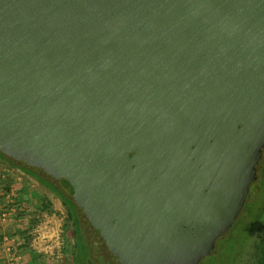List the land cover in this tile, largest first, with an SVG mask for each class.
I'll return each mask as SVG.
<instances>
[{"label":"water","instance_id":"water-1","mask_svg":"<svg viewBox=\"0 0 264 264\" xmlns=\"http://www.w3.org/2000/svg\"><path fill=\"white\" fill-rule=\"evenodd\" d=\"M0 154L94 264H204L264 165V0H0Z\"/></svg>","mask_w":264,"mask_h":264},{"label":"rangeland","instance_id":"rangeland-1","mask_svg":"<svg viewBox=\"0 0 264 264\" xmlns=\"http://www.w3.org/2000/svg\"><path fill=\"white\" fill-rule=\"evenodd\" d=\"M2 181H4V183H2ZM7 181H10V184L4 186V184H7ZM20 181L25 182L22 184ZM27 183L31 185H28ZM0 186V197L12 195L11 191L16 192L15 200L13 202L15 205H18L17 212H20L23 215V226L27 229H31V227L33 229V227H35L36 231L32 234L33 237H37L38 239L42 238L49 242V246L53 247L50 255V257H52L51 261L53 262L51 264H93L90 261L88 248L85 246V238L80 239L79 247L76 248L73 239L74 228L72 223L68 222L67 208L64 206L61 197L54 192L50 186L23 171L22 168L14 166L10 162L1 158ZM46 207L51 209L53 212L52 215L48 214L47 211L43 212ZM37 215L39 216L37 217ZM36 220L37 223L35 222ZM260 221H262L261 229H263L264 211L260 216L258 215V221L253 226L255 232L253 234L252 242H250V240L245 241L248 233L247 229L237 228L233 235L235 234L236 237L240 238L239 241L235 242L233 241L234 239H230L229 243L225 241L220 243L221 245L219 246V249L222 250L221 254L223 255L225 253L227 255V257L224 256L225 258H231L234 255L233 252H235V249L241 246L236 250L239 252L244 244L246 248H244L242 252L245 256L241 258L239 260L240 262L237 264H251L254 259L252 256L258 249L255 239L260 238L263 235L261 229L257 228V224ZM55 228L60 230V235L59 238H53L51 240L47 233L51 234L52 229Z\"/></svg>","mask_w":264,"mask_h":264},{"label":"trees","instance_id":"trees-1","mask_svg":"<svg viewBox=\"0 0 264 264\" xmlns=\"http://www.w3.org/2000/svg\"><path fill=\"white\" fill-rule=\"evenodd\" d=\"M0 158L4 159L2 155L0 154ZM15 166V165H14ZM23 171L29 173L33 177H36L38 180L41 182L47 184L50 186L54 192H56L62 199L64 206L67 208V214H68V222H71L74 228L73 231V239H74V244L76 248L79 247L80 244V239H84L83 232L80 228V222L76 214V210L74 206L71 204V202L66 199L58 189H56L54 186H52L50 183L47 181L37 177L36 175L32 174L31 172L22 169ZM50 207V206H49ZM48 212V214L52 215L53 212L51 211L50 208L46 207V209L43 212ZM264 211V165L262 168V171L260 173L259 179L256 184H254L249 192V195L245 201V205L243 207L242 211V216L234 223L233 227L231 228L228 236L222 240V242H227L229 243L230 239H234L233 241L238 242L240 238L236 237L235 234L233 235L234 231L238 228H242L245 230L247 229V237L245 241L252 242L253 239V234L255 232V229H253L254 224L258 221V215ZM39 215H37L38 217ZM37 223V220L35 221ZM257 228L261 229L262 228V221H260L257 224ZM244 230V231H245ZM263 235L260 238L255 239V243L257 242L258 249L255 251V254L252 256L254 259L252 260L251 264H264V227L261 229ZM233 235V236H232ZM85 240V239H84ZM244 241V242H245ZM221 245V244H220ZM87 248V244H85ZM241 247V246H239ZM238 247V248H239ZM237 248V249H238ZM246 248L244 244L242 245V249L238 252L235 249L234 255L231 258H225L224 256L227 257V255L224 253L223 255L221 254L222 250L218 249L217 253L212 256L207 258L205 264H237L240 262L239 260L245 256V254L242 252V250Z\"/></svg>","mask_w":264,"mask_h":264},{"label":"crops","instance_id":"crops-1","mask_svg":"<svg viewBox=\"0 0 264 264\" xmlns=\"http://www.w3.org/2000/svg\"><path fill=\"white\" fill-rule=\"evenodd\" d=\"M24 182L25 181L21 183L23 184ZM2 183H4V181H2ZM9 184L10 181H7V184H4V186ZM27 184L31 185L29 183ZM11 193L12 195H8L7 197L3 195V197H0V218L3 210L9 213V218L5 223H2L0 219V222L2 223L0 224V264H9L13 260L17 264L53 263L51 261L52 257H50L53 247L48 245V241L42 238L38 239L37 237H33L32 234L36 231L35 227H33V229L31 227L30 229L29 226V229H27L23 226V215L22 213L17 212L18 205H15L13 202L15 200L16 192L11 191ZM11 206L15 207V210H9V207ZM47 235L51 240L53 238H59L60 230L57 228L52 229L51 234L47 233ZM5 237H9V242H5Z\"/></svg>","mask_w":264,"mask_h":264},{"label":"built area","instance_id":"built-area-1","mask_svg":"<svg viewBox=\"0 0 264 264\" xmlns=\"http://www.w3.org/2000/svg\"><path fill=\"white\" fill-rule=\"evenodd\" d=\"M14 208L15 207L11 206V207H9V210L13 211ZM4 211L5 210H3V212L1 213V218H0L2 223H5L7 221V219L9 218L8 217L9 213L7 211H5V212ZM1 222H0V224H2ZM4 240H5V242H9V237H5ZM9 264H17V263L13 260Z\"/></svg>","mask_w":264,"mask_h":264},{"label":"flooded vegetation","instance_id":"flooded-vegetation-1","mask_svg":"<svg viewBox=\"0 0 264 264\" xmlns=\"http://www.w3.org/2000/svg\"><path fill=\"white\" fill-rule=\"evenodd\" d=\"M78 219H79V218H78ZM79 222H80V221H79ZM80 228H81V230H82V232H83V236H84V238H85V233H84V231H83L81 225H80ZM85 242H86V244H87L86 238H85ZM219 246H220V244H219ZM87 248H88V246H87ZM218 249H219V248H218ZM88 251H89V248H88ZM89 257H90V251H89ZM206 260H207V258H206ZM206 260H205V262H206ZM90 261L94 264V262L91 260V258H90Z\"/></svg>","mask_w":264,"mask_h":264}]
</instances>
